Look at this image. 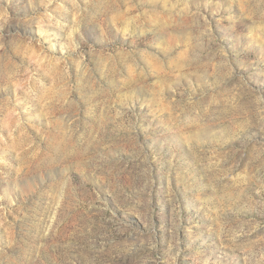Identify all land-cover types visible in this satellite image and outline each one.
<instances>
[{"label": "rangeland", "instance_id": "1", "mask_svg": "<svg viewBox=\"0 0 264 264\" xmlns=\"http://www.w3.org/2000/svg\"><path fill=\"white\" fill-rule=\"evenodd\" d=\"M0 264H264V0H0Z\"/></svg>", "mask_w": 264, "mask_h": 264}]
</instances>
